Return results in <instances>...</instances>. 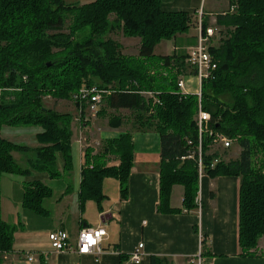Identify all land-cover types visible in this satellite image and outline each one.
<instances>
[{
	"label": "trees",
	"instance_id": "1",
	"mask_svg": "<svg viewBox=\"0 0 264 264\" xmlns=\"http://www.w3.org/2000/svg\"><path fill=\"white\" fill-rule=\"evenodd\" d=\"M230 1V8L217 15L222 38L211 52L218 70L203 83L202 106L211 114L214 129L235 140L241 153L236 160H223L211 169L221 154L207 140L204 163L211 179H241L239 245L242 257L253 258L264 238V160L259 167L255 164L260 156L264 158V0ZM192 17L188 12L167 10L163 0H95L82 5L65 0H0V89L7 90L0 99V129L43 130L37 136L42 147L36 150L0 137V257L14 247V233L2 218V177L26 178L32 171H45L56 178L73 172V115L46 108L44 99L74 102L78 92L93 86L109 92L98 118L107 117L112 129L124 124L131 128L118 138L105 140L99 152L85 149L81 211L94 202L103 212L107 179L118 181L121 199H127L135 161L134 132L160 136L159 211L182 213L170 208L175 186L184 188V209H196L197 162L183 158L194 149L188 142L196 144L198 139L199 99L182 94L177 85L188 73V54L155 55L162 42L190 31ZM202 27L207 28L204 23ZM116 30L127 38L140 39L136 57L123 55L116 41L103 40ZM86 108L84 103L82 114ZM15 152L33 153L27 168L16 162ZM59 157L64 161L62 172L56 171ZM112 160L118 164L110 166ZM52 197L53 191L39 179L25 181L24 209L47 215L43 204ZM204 255L214 257L203 251ZM150 264L170 263L152 257Z\"/></svg>",
	"mask_w": 264,
	"mask_h": 264
},
{
	"label": "crops",
	"instance_id": "2",
	"mask_svg": "<svg viewBox=\"0 0 264 264\" xmlns=\"http://www.w3.org/2000/svg\"><path fill=\"white\" fill-rule=\"evenodd\" d=\"M167 2H163L167 10L184 11L193 16L192 28L195 29V35H179L178 42L174 44L175 54H181V50L189 51L196 45L200 19L197 15L200 11L203 13L202 22L210 27L216 22L217 15L226 12L231 4L230 0H170L169 3ZM68 113L74 118L72 123L74 142L71 150L74 168L72 174H75L76 183V189L73 191L75 196L74 198L71 196L72 188H69L65 194H60L61 196L56 197V200L53 195L52 198L44 201V204L50 205L48 214L38 215L22 206L25 180L15 175H4L1 187L4 194L1 200V211L3 220L14 233V247L6 257L4 255L0 257V264H125L127 259L123 261L122 256H129L139 244H144L146 253L142 264H150L152 257L164 258L170 264H190L191 261H196L199 255L202 264H264V256L253 258L241 256L240 178L211 179L206 176L202 184L203 208L200 216L196 209L193 211L184 209L182 186L173 188L170 199V208L180 209L182 213L170 214L159 211L161 147L160 136L155 132L133 133L135 161L129 180L127 199H121L119 182L107 179L104 183V194L107 200L103 212L97 211V216L84 219L86 209L81 211L79 208L84 154L76 143L81 130L75 121L78 115H75L73 111ZM123 114L127 115L128 112ZM130 128V125L124 124L121 129H112L108 124L105 140L118 138L121 134L130 131ZM12 129L11 127L1 128L0 137L8 141L5 137L12 134ZM89 130H91V124L84 130V134L87 135ZM42 132L41 128H34L32 134L37 139ZM102 135L104 136V133ZM113 163L118 162L113 161L110 164ZM14 184L22 187L21 192H15ZM108 194L111 196L109 197ZM111 198L114 199V203ZM69 199L72 200L69 201ZM50 217L51 223L47 224L45 218ZM98 226H104L108 232L104 248L109 252H119V256L106 254L100 262H97L91 255L53 253L48 240L50 233L64 231L75 243L82 228ZM203 251L208 256L214 257L211 259L207 258V255L202 257ZM27 252L33 254L35 262H28L25 255Z\"/></svg>",
	"mask_w": 264,
	"mask_h": 264
},
{
	"label": "built area",
	"instance_id": "3",
	"mask_svg": "<svg viewBox=\"0 0 264 264\" xmlns=\"http://www.w3.org/2000/svg\"><path fill=\"white\" fill-rule=\"evenodd\" d=\"M234 9H231L233 12ZM200 19L197 27V42L194 47L188 51V58L186 64L188 66V73L181 76L178 79V88L182 94L195 95L199 99L198 113L195 118L197 127V142L193 144V141H189L188 145L194 146L189 156L183 158V160H195L197 162L198 174H199V192L195 201L196 211L201 215L203 208V198L201 184L206 177V165L204 163V146L205 142L209 140L211 147L221 154V157L214 160L210 166L214 169L221 161H229L223 158V154L236 145V141L228 138L225 134L217 131L213 127L212 116L209 112L205 111L202 106V88L205 81H209L215 77V73L218 70V63L215 60L211 49L219 43L222 38V29L218 26H210L205 30L202 27L203 13L199 12ZM217 25V24H216ZM186 77H189L186 81ZM7 90L0 89V99ZM109 95V92L102 90L96 86L82 89L78 92L73 100L78 103V117L75 121L79 124L80 135L79 140L76 142L81 151H84L89 146L88 137H83L84 130H86L89 124H92L94 120L98 119V114L103 106L104 96ZM149 96L153 97L152 94ZM156 101V99H155ZM87 105L86 111L82 114L83 104ZM223 150V153L219 151ZM225 157V156H224ZM108 238V232L104 226L98 227H85L82 228L76 238V242L73 243L68 234L64 231L52 232L48 236L50 247L53 253L56 254H78L80 256L91 255L96 258L97 262H100L101 258L106 254H112L119 256L120 253L111 251L104 248V242ZM202 239V237H201ZM7 254H4L6 257ZM26 257L28 262H35L31 252H27ZM146 257L144 251V244H139L137 248L128 256L125 264H142ZM190 264H202L201 256L196 261H191Z\"/></svg>",
	"mask_w": 264,
	"mask_h": 264
},
{
	"label": "rangeland",
	"instance_id": "4",
	"mask_svg": "<svg viewBox=\"0 0 264 264\" xmlns=\"http://www.w3.org/2000/svg\"><path fill=\"white\" fill-rule=\"evenodd\" d=\"M93 1H95V0H65V2L68 4H74V3L77 4L78 3L81 5L91 3ZM167 1L170 2V0H163L164 3H166ZM169 2H167V3H169ZM197 16L200 18V15H197ZM211 26H217L216 22ZM184 35H188V36L195 35V29L194 28L190 29V31ZM104 39H112V40L116 41L117 43H119L122 47L121 53L125 56L136 57L138 55V49L140 46V39L139 38H127L123 35L122 31L116 30V31H113V32L107 34L103 38V40ZM178 40L179 39L177 36V38H175L172 41L162 42L160 45H158L156 47V56L161 57L164 55L175 54L174 53L175 52L174 44L176 41L178 42ZM181 54H188V51L187 50H181ZM187 79H189V77H186L184 80L186 81ZM148 96H149V94H148ZM149 97H151V96H149ZM44 105L46 108L54 110L58 113L66 114L70 111H73V113L75 115H78V112H79L77 106L72 101H56V100L51 99V98H46V99H44ZM107 119H108L107 117L102 116V117H99L97 120H94L91 124V130H89L87 135H83V137H85V138H86V136L88 137V143H91V144H89L88 147H91L92 149H94L95 152H99L101 150L102 143L105 141V137H107V135H106L108 132L107 131V129H108V122H107L108 120ZM3 128H5V127H3ZM11 128H13V127H11ZM34 128H36V127L13 128L11 130L12 134H8V135L6 134L7 136L5 138L13 144L28 147L31 150H36V149L42 147V144L32 134V132L34 131ZM71 130H73L72 125H71ZM103 133H104V136L102 135ZM73 137H74V134H73ZM80 137H81V135H80ZM78 140H79V138L76 140V142ZM73 142H74V138H72V144H73ZM219 151L221 153H223V150L219 149ZM71 153H72V151H71ZM240 153H241V148L238 145H234L228 151V153L227 152L225 153L224 158L226 160H236L237 158H239ZM13 155L15 156L16 162L22 168L25 169L28 166V159L33 156V153L15 152ZM263 160H264V158L262 156H260L258 158V160H255L256 166L259 167ZM113 161L114 160H112L110 163H112ZM117 164L113 163V164H110V166L117 165ZM56 167H57L56 171L62 172V169L64 168V161L62 158L59 157L58 164L56 165ZM74 176H75V174L73 175V174H64L63 173L62 176H60V177L51 178L49 176V174L46 173L45 171H43V172L32 171V173L29 174L26 178H24L23 176H17V177H19V179L23 178L25 181H32L33 179H36V178L39 179L43 184H45L47 187H49L53 191V195H55V200H56V197L61 196L60 194H62V193L65 194L68 191L69 187L73 189V190L72 189L70 190L71 196L72 197L75 196V192H73L76 189L75 188L76 183H75V177ZM202 184H203V182H202ZM202 184H201V186H202ZM18 186L19 185L14 184L15 192H21L22 187H18ZM1 187H2V180H1ZM201 189H202V187H201ZM3 195L4 194H3V190H2V199H3ZM108 195H109V197L111 196V194H108ZM14 197H15V195H14ZM111 199H112L111 200L112 203H114V199L113 198H111ZM71 200L72 199H69V201H71ZM22 203H23V200H22ZM43 205H44L45 210L50 209V205H48L47 203H45ZM79 208H80V205H79ZM85 209L86 210L84 212V217H83L84 219H89V218L97 216L98 209H97V206L94 202L93 203L89 202ZM52 214H54V213H52ZM52 214L50 215L51 217H52ZM54 215H56V214H54ZM51 217L49 219L45 218V220H46L45 222L47 224L51 223V221H50V220H52ZM254 253L258 256H264V238H262L259 241L258 248H257V250L254 251Z\"/></svg>",
	"mask_w": 264,
	"mask_h": 264
}]
</instances>
